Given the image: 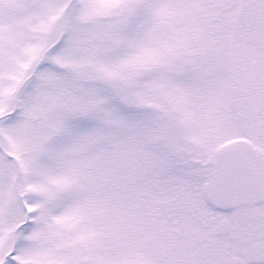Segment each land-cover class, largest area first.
<instances>
[{
	"label": "snow or ice",
	"instance_id": "obj_1",
	"mask_svg": "<svg viewBox=\"0 0 264 264\" xmlns=\"http://www.w3.org/2000/svg\"><path fill=\"white\" fill-rule=\"evenodd\" d=\"M0 264H264V0H0Z\"/></svg>",
	"mask_w": 264,
	"mask_h": 264
}]
</instances>
